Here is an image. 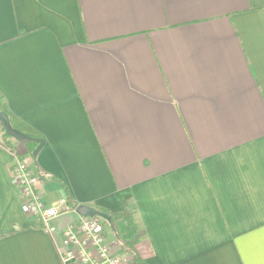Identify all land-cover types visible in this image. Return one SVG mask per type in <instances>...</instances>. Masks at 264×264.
Listing matches in <instances>:
<instances>
[{"label": "crops", "instance_id": "0c3cea01", "mask_svg": "<svg viewBox=\"0 0 264 264\" xmlns=\"http://www.w3.org/2000/svg\"><path fill=\"white\" fill-rule=\"evenodd\" d=\"M0 98L47 206L144 264H264V0H0ZM39 145V142H37ZM0 145V264H65ZM103 219V218H102Z\"/></svg>", "mask_w": 264, "mask_h": 264}, {"label": "built area", "instance_id": "2783aa9c", "mask_svg": "<svg viewBox=\"0 0 264 264\" xmlns=\"http://www.w3.org/2000/svg\"><path fill=\"white\" fill-rule=\"evenodd\" d=\"M14 184L24 197L25 206L30 215L36 216L44 230L62 236L60 254L65 264H125L117 256L114 248L107 242L105 229L98 220L88 216L59 230L56 220L71 210L67 197L62 196L57 204L47 206L43 193L39 190V176L32 162L27 158H18L12 168Z\"/></svg>", "mask_w": 264, "mask_h": 264}, {"label": "trees", "instance_id": "16d2710c", "mask_svg": "<svg viewBox=\"0 0 264 264\" xmlns=\"http://www.w3.org/2000/svg\"><path fill=\"white\" fill-rule=\"evenodd\" d=\"M0 111H6V106L3 103L2 99L0 98ZM8 114V113H7ZM0 145L5 146L6 148L10 149L18 158H32L34 160L37 159V155H34V151L38 147V143L36 141L24 140V142H18L14 138L10 137L5 130V127L2 122H0ZM29 155V156H28ZM39 182L43 179L44 175L39 170L38 172ZM67 203L71 208H74L76 205L72 202L71 198L68 196ZM126 215L128 216L130 226H129V237L127 239H122L123 246L127 252H129L133 257L132 264H144L139 256L138 251L130 243L128 240L129 238H133L135 234L139 231L138 225L136 224L133 215L131 212L126 211ZM99 218V219H97ZM100 223L104 224L106 221L100 217H95Z\"/></svg>", "mask_w": 264, "mask_h": 264}, {"label": "water", "instance_id": "95a60500", "mask_svg": "<svg viewBox=\"0 0 264 264\" xmlns=\"http://www.w3.org/2000/svg\"><path fill=\"white\" fill-rule=\"evenodd\" d=\"M0 122L3 123L6 133L14 138L17 141H22V140H30V141H36L39 142L38 147L36 148V150L34 151V155L36 156L38 151L41 149V147L43 146V140L39 139V138H35L32 136H29L21 131H19L18 129L14 128L10 122L9 116L5 111H0ZM78 211L84 215V216H88V217H100L103 219H106L108 221H111V218L109 215L102 213L96 209H93L89 206H80Z\"/></svg>", "mask_w": 264, "mask_h": 264}, {"label": "rangeland", "instance_id": "374dc122", "mask_svg": "<svg viewBox=\"0 0 264 264\" xmlns=\"http://www.w3.org/2000/svg\"><path fill=\"white\" fill-rule=\"evenodd\" d=\"M18 142H24V140H22V141H18ZM29 156V155H28ZM30 157V156H29ZM97 219H99V218H97ZM105 229V228H104ZM109 228L108 227H106V229H105V232H107L108 234H109V236L111 235V232L108 230Z\"/></svg>", "mask_w": 264, "mask_h": 264}]
</instances>
